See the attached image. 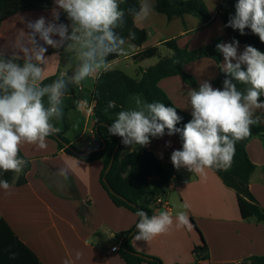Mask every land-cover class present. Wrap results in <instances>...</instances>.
<instances>
[{
    "label": "crops",
    "instance_id": "1",
    "mask_svg": "<svg viewBox=\"0 0 264 264\" xmlns=\"http://www.w3.org/2000/svg\"><path fill=\"white\" fill-rule=\"evenodd\" d=\"M156 1L153 0V11L146 19L135 18L136 27L147 36L146 41L137 44L127 38L126 55L110 61L106 71L122 70L139 79L141 69L173 54L166 45L170 40L188 50L199 49L217 38H223V43H231L218 15L222 0H204L211 14L209 23H203L191 14L168 17L155 9ZM54 8L61 11L54 0H21L19 12L0 21V52L5 59L16 55L19 57L16 62L23 64L26 54L21 49L28 47L31 55L32 48L27 22L41 16L46 21L52 20ZM53 39L60 40L59 36ZM36 42L38 47L47 49L44 53L48 61L46 78L67 76L78 65L75 52L69 48L71 41H64L57 48L45 44L39 36ZM148 46L158 47V55L136 60L134 56ZM244 48L239 45L238 53ZM223 63V54L219 64L211 58L192 61L185 66L184 72L195 79L196 85L187 83L184 75H176L162 79L159 87L178 108L191 114L188 92L198 90L204 82L215 87L213 81L223 70ZM97 79L89 78L77 84V92L91 96ZM136 95L146 100L143 94H131L124 110L134 107L132 97ZM83 100L64 94L63 118L52 121L64 132L70 145L82 151L87 149L86 142H93L95 138L94 116H88L82 106ZM44 104L48 107L47 96ZM255 115L264 124V109H256ZM111 117L116 118L115 115ZM168 142L171 146H166ZM46 144L44 149L28 144L21 147V153L30 162V169L19 175L25 176V184L17 185L15 180L8 190L0 188V218L42 264H127L118 251L111 249L115 244L120 246L123 237L117 236L132 229L139 217L112 202L100 182L103 161L86 162L49 137ZM181 147L182 140L167 135L166 131L163 137L151 138L148 146H129L126 152L151 151L160 160L172 163V151ZM247 153L256 165L250 178V190L264 208V136L253 137L247 144ZM62 167L68 169L67 179L58 174ZM163 199L165 205H157L147 198L142 204L152 207L155 214L167 211L173 218V225L148 241L133 237L131 244L137 252L158 257L163 264H241L251 256L264 254V222L254 216H242L236 192L225 185L213 169L194 172L183 167L176 169ZM179 212L188 217L186 226H176ZM202 238L206 245L203 251L196 253L195 249L203 246Z\"/></svg>",
    "mask_w": 264,
    "mask_h": 264
},
{
    "label": "clouds",
    "instance_id": "2",
    "mask_svg": "<svg viewBox=\"0 0 264 264\" xmlns=\"http://www.w3.org/2000/svg\"><path fill=\"white\" fill-rule=\"evenodd\" d=\"M121 0H54L58 9L67 15L70 25L60 23L61 12L53 9L52 20L41 16L29 20L27 27L29 48L21 50L26 54L23 64L17 63L18 56L5 59L0 52V172H12L18 177L27 165L20 156L25 144L47 147V137L58 134L60 128L53 119L63 118V97L67 83L81 84L99 75L109 67L108 57L126 55L127 41L118 35L116 29L125 22ZM153 0H141L139 10H129L135 18L146 19L153 11ZM224 27L238 30L245 35L246 29L264 43V0H237L235 14ZM71 28V31H69ZM45 44L57 48L64 41H71L70 50L76 54L78 67L71 78L61 74L52 84L41 86L45 79V65L48 63L44 47H38L36 37ZM59 36L60 40H54ZM135 38L134 33L129 34ZM223 54V70L228 77L223 88L204 82L198 90L188 92L191 120L178 128L181 121L176 108L164 103H149L141 96L132 97L134 107L121 110L108 128V133L118 135L126 146H148L151 138L180 133L182 147L173 150L171 162L176 169L201 171L205 168H227L230 166L237 141L251 135L252 125L261 121L255 115L256 109H264V52L252 45H246L238 53L239 41L216 45ZM247 86L246 91L237 89L236 83ZM48 98L45 107L44 97ZM110 108L115 102L110 101ZM166 146H171L168 142ZM67 179L68 169L62 167L58 173ZM14 177V178H15ZM8 180L0 179V188L8 190ZM136 215L135 240L148 241L168 231L173 218L167 211L149 216L139 210ZM177 227L186 226L188 217L184 212L177 214Z\"/></svg>",
    "mask_w": 264,
    "mask_h": 264
},
{
    "label": "trees",
    "instance_id": "3",
    "mask_svg": "<svg viewBox=\"0 0 264 264\" xmlns=\"http://www.w3.org/2000/svg\"><path fill=\"white\" fill-rule=\"evenodd\" d=\"M237 0H222L218 15L223 21L224 26L228 23L231 16L235 14V4ZM140 0H121L120 7L125 12L124 24L116 29L118 35L129 38L130 33L135 34L132 39L137 44H143L147 36L138 29L135 24V16L129 10H139ZM21 6V0H0V21H4L16 15ZM155 9L167 15L168 17H184L191 14L203 23H209L211 14L204 0H157ZM60 23L70 25L66 13L60 11ZM227 38L232 42L233 39L239 41V45H252L261 52H264V43H261L259 37L246 29L245 35H241L238 30L225 27ZM71 31V28H69ZM223 38H217L210 44L200 47L196 50H188L177 45L175 40H170L166 45L173 51L169 57L161 58L158 63L147 69L139 71L140 78L136 79L122 70H109L103 72L97 79L94 91L91 96L83 95L77 92V84L69 82L65 90V95L79 96V98L94 102V140L93 145L86 150H79L76 146L70 145L69 140L64 136V132L49 136L56 140L61 148L72 155H75L86 162L102 160L104 167L101 172L100 182L106 189L112 202L116 206H123L137 213L139 210L145 211L149 216L155 214L152 207L142 204L143 199L155 202L156 198L165 196L169 190V182L174 175L176 168L172 163L162 161L151 151L141 152L132 150L126 152L129 146L122 143V138L118 135L108 133V128L114 121L111 117L119 111L124 110L128 97L131 94H143L149 103L160 102L166 106L174 107L181 121L177 124L178 128H183L184 124L191 120V114L178 108L168 97V95L159 87V82L167 77L184 75L187 83L196 85L195 79L184 72L185 66L195 60L202 58H211L216 63L222 60V53L216 48V45L223 43ZM159 49L156 46H148L140 50L134 58L143 60L158 55ZM119 55H111L108 61L118 58ZM60 76H52L42 80L41 86L52 84ZM66 78H68L66 76ZM230 78L221 70L218 77L213 81L217 88H223V81ZM236 83L237 89L246 91L247 86ZM114 101L115 107L110 108L109 102ZM174 136L181 138L180 133ZM255 136H264V124L258 123L252 125L251 135L235 144V154L229 169L211 168L223 180L224 184L233 189L238 198L241 214L244 218L256 217L264 222V208L253 196L250 190V178L256 169V165L251 161L247 153V144ZM20 156L25 159L20 151ZM23 169L25 173L30 169V162ZM12 172H0V179L8 180L11 185L15 180L17 185L25 184L24 175L15 177ZM139 221V219H138ZM137 221V223H138ZM136 223V224H137ZM137 233L136 225L118 235L123 237L119 246L118 253L127 264H163L161 259L155 256L146 255L137 252L131 239ZM203 240V246L197 247L195 252H201L206 245ZM0 264H42L36 255L27 247L11 229L8 223L0 218ZM241 264H264V254L251 256Z\"/></svg>",
    "mask_w": 264,
    "mask_h": 264
},
{
    "label": "built area",
    "instance_id": "4",
    "mask_svg": "<svg viewBox=\"0 0 264 264\" xmlns=\"http://www.w3.org/2000/svg\"><path fill=\"white\" fill-rule=\"evenodd\" d=\"M99 77H100V75H99ZM82 106L87 110L88 116H94V105H93V102H88L87 100H83L82 101ZM92 145H93L92 141H87L86 142L87 149L90 148ZM136 146L140 147L139 145H136ZM163 198H164V196H160V197L156 198L155 203L157 205H165L166 203L164 202ZM111 250L112 251H118L119 250V245L115 244L112 247Z\"/></svg>",
    "mask_w": 264,
    "mask_h": 264
},
{
    "label": "water",
    "instance_id": "5",
    "mask_svg": "<svg viewBox=\"0 0 264 264\" xmlns=\"http://www.w3.org/2000/svg\"><path fill=\"white\" fill-rule=\"evenodd\" d=\"M77 67H78V65L75 66L73 69H71V70L69 71V73L67 74V77H68V78H71V77L74 75V73H75Z\"/></svg>",
    "mask_w": 264,
    "mask_h": 264
},
{
    "label": "rangeland",
    "instance_id": "6",
    "mask_svg": "<svg viewBox=\"0 0 264 264\" xmlns=\"http://www.w3.org/2000/svg\"><path fill=\"white\" fill-rule=\"evenodd\" d=\"M73 69V68H72ZM131 73H132V71L131 70H129ZM115 115V117H116V114H114Z\"/></svg>",
    "mask_w": 264,
    "mask_h": 264
}]
</instances>
